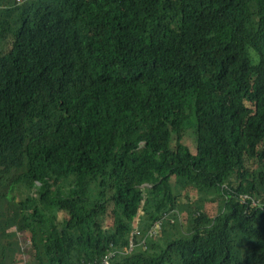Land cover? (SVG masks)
<instances>
[{
  "label": "trees",
  "instance_id": "trees-1",
  "mask_svg": "<svg viewBox=\"0 0 264 264\" xmlns=\"http://www.w3.org/2000/svg\"><path fill=\"white\" fill-rule=\"evenodd\" d=\"M16 2L0 0V264H103L111 244L110 264H264V0ZM177 182L219 199L172 239Z\"/></svg>",
  "mask_w": 264,
  "mask_h": 264
},
{
  "label": "rangeland",
  "instance_id": "rangeland-1",
  "mask_svg": "<svg viewBox=\"0 0 264 264\" xmlns=\"http://www.w3.org/2000/svg\"><path fill=\"white\" fill-rule=\"evenodd\" d=\"M26 2V0H17L16 5L17 6H22L24 3ZM21 17V14H19ZM21 24V21L19 22V19H17L16 21V26H19ZM187 182H177V184L175 185V191L176 194L179 196V201H178V210L181 213L182 217H181V222L182 223H178L177 225H173V227H169V230H171V235L170 238H175L176 236H178L179 234H181L184 230L185 223L187 220V215H188V211L192 208L195 210V208H197V206L200 203H206L208 199L210 200H218L219 198L216 196V194L214 193V191H206L203 190L199 187H194L191 184L190 185H186ZM111 209V208H110ZM109 209V210H110ZM111 211V210H110ZM108 223H109V227L110 229L113 227V214L112 213H108ZM167 233V232H166ZM164 232H160L157 235V238H155V240H160V241H164L166 239H164ZM21 241L23 243V246L25 248H27L30 245V238L26 236V234H22L21 235ZM163 239V240H162ZM168 240V239H167ZM28 259H27V258ZM19 258H21V260L24 262V264L27 262L28 264L34 262V261H29L32 256L31 254L28 256V254L25 255H20Z\"/></svg>",
  "mask_w": 264,
  "mask_h": 264
},
{
  "label": "built area",
  "instance_id": "built-area-1",
  "mask_svg": "<svg viewBox=\"0 0 264 264\" xmlns=\"http://www.w3.org/2000/svg\"><path fill=\"white\" fill-rule=\"evenodd\" d=\"M241 200H242V201H241L242 204H244V205H246L247 202L252 201V200H251L249 197H247V196H242V197H241ZM259 205H260V202H253V203L251 204V207H252V208H256V207H258ZM172 221H173V220H172ZM161 226H162V221H161V220L157 221V222L154 224V226L150 229L148 235H149L150 237H156L157 234L160 232V228H161ZM132 249H134L133 244H131L130 249H128V251H130V250H132ZM116 253H117V250L115 249L114 244H111V245L108 247V249L106 250V253L104 254V256L102 257L101 262H102L103 264H110L112 258L116 255Z\"/></svg>",
  "mask_w": 264,
  "mask_h": 264
},
{
  "label": "clouds",
  "instance_id": "clouds-1",
  "mask_svg": "<svg viewBox=\"0 0 264 264\" xmlns=\"http://www.w3.org/2000/svg\"><path fill=\"white\" fill-rule=\"evenodd\" d=\"M13 226H15V225H13ZM14 229H15V227H13V230H14ZM159 233H160V232H159ZM159 233H158V234H159ZM158 234H157V235H158ZM30 244H31V242H30Z\"/></svg>",
  "mask_w": 264,
  "mask_h": 264
},
{
  "label": "crops",
  "instance_id": "crops-1",
  "mask_svg": "<svg viewBox=\"0 0 264 264\" xmlns=\"http://www.w3.org/2000/svg\"><path fill=\"white\" fill-rule=\"evenodd\" d=\"M27 258V257H26Z\"/></svg>",
  "mask_w": 264,
  "mask_h": 264
}]
</instances>
